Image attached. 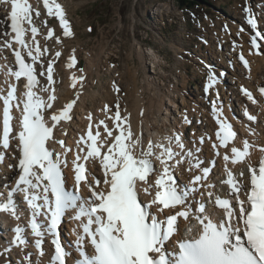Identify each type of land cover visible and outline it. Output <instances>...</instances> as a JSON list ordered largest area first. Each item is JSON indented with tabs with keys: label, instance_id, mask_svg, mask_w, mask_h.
I'll list each match as a JSON object with an SVG mask.
<instances>
[{
	"label": "snow or ice",
	"instance_id": "1",
	"mask_svg": "<svg viewBox=\"0 0 264 264\" xmlns=\"http://www.w3.org/2000/svg\"><path fill=\"white\" fill-rule=\"evenodd\" d=\"M0 4L10 5V31L0 33L5 37L0 39V49L11 50L15 58L14 65L0 66L4 73L2 83L7 85L6 92L0 88V164L11 156L18 169L14 181L3 185L8 192L0 200V212L20 220L21 202L30 211L28 224L12 229L14 237L0 256L13 246L23 252L29 245V235L35 238L34 247L43 255L47 235L54 248L50 264H70L68 257L73 252L78 253L74 264H264V156L258 165L247 163L248 177L243 169L237 172L228 166L245 163L256 145L246 138L241 146L233 143L237 132L221 115L217 101L211 102L218 124L215 139L200 138L201 143L209 141L213 150L214 159L207 164L199 158V149L194 152L187 148L179 132L166 137L167 143L149 140L145 144L140 135L133 133L129 116H121L117 102L110 117L115 121L114 128L105 120L93 125L92 116H88V130L80 135L71 161L69 182L65 169L73 148L65 140L57 139L54 130L59 134L61 122L72 119L77 100L53 109L57 99L54 88L42 89L50 93L46 99L38 95V76L46 75L51 84L55 63L49 60L46 69L39 74L36 71L37 62L43 68L42 57L48 51L37 40L39 28L33 13L39 17L40 12L29 0H0ZM43 6L48 16L58 19L64 37L74 36L65 9L57 0H43ZM244 10L246 23L254 33L250 37L251 48L255 54H261L264 31L253 10L247 5ZM29 33L31 44L27 40ZM46 35L53 38L54 30L49 28ZM55 40L61 43L60 37ZM14 44L19 47L14 48ZM237 47L240 45L234 43L233 50ZM61 54L57 51L55 57ZM2 59L6 61L7 57ZM238 59L245 68L249 66L243 51L238 53ZM77 63L73 49L67 67L71 69ZM84 79L83 75L73 73L71 86L82 85ZM21 80L24 82L18 92ZM218 82L217 74L209 70L206 93L215 89ZM114 90L119 93V86L114 85ZM258 91L264 96V86ZM241 92L253 104L257 103L247 87L241 86ZM13 109L19 112L18 116H13ZM49 109L53 110L48 112ZM105 111L110 109L106 106ZM243 116L248 121L257 120L247 108ZM184 121L191 123L187 115ZM101 126L106 135L102 136ZM116 130L118 134H114ZM13 140L15 151L10 153ZM56 144L63 150L57 151ZM259 151L264 153V145L259 146ZM216 158L224 162L226 178L219 183L228 186L227 195H221L209 179L216 168ZM97 164L99 177L93 167ZM184 164L185 171L197 172L181 186L176 169ZM4 195L0 192V196ZM181 220L186 222L183 231ZM66 222H75L71 231L76 239L70 244H63L60 239L61 225ZM31 256L24 255L21 264H33Z\"/></svg>",
	"mask_w": 264,
	"mask_h": 264
},
{
	"label": "bare ground",
	"instance_id": "2",
	"mask_svg": "<svg viewBox=\"0 0 264 264\" xmlns=\"http://www.w3.org/2000/svg\"><path fill=\"white\" fill-rule=\"evenodd\" d=\"M33 1L37 3L39 7L38 10L40 13L46 10L43 6L42 1L41 2L39 0H33ZM246 2L248 4L247 6L250 7L254 13H258L260 18H264V0H257L255 6L249 3V0H247ZM7 12L8 11L6 9V4H0V33L10 31L8 24L9 20L7 19L8 17ZM243 14L246 15L245 12ZM43 18L44 19L42 23L45 26L46 25L45 21H47L49 16L44 12ZM239 23L240 21L239 22L234 21L231 24V32L227 33L226 31V35L224 36V39L230 37L232 41H235L234 42L235 44L240 45V47L236 48L237 50H239L240 48H245L249 51L252 60L251 71L244 70L241 67H238L237 70H232L229 68V63L227 62L226 59H231L236 65H238V61L234 53L230 51V48L234 47V44H232L230 48L228 47L230 52L224 53V58L216 57L215 53H214L215 57L213 56L214 59L208 57V60H211L213 62L212 67L213 68L215 67L218 72L222 67L223 73L226 74L227 70H229V73L231 75L229 76L231 77L230 81L229 79H226L225 75H223V78L218 77L219 82L215 86L212 98H215L217 92L220 93L222 90L223 97L225 100L227 99V102H225V100L220 101L221 108H222V112L227 115L233 114L229 107L231 105H234V99H235L236 102H238V105L235 108L236 110L235 115L237 117L236 121L241 126L244 125L243 122L244 117H243V112L240 110L239 106H244V107L251 106L254 112L258 115L257 122H252V125L256 128V134L254 136H251L249 134V129H252L251 127H249L248 130L243 128L241 133L239 134L240 136L237 137L235 143H243L242 140L243 135L247 138H250L253 141H257L260 143L264 141V99H260L259 103L257 104H251L248 101L247 97H245L241 93L240 86L247 84L251 87H256L264 80V53L262 56H258L255 55L253 52H250L251 48L249 43L250 42L249 33L251 32V30L249 29V33L240 32L239 29H237ZM0 37L4 38L2 36ZM47 38H43L44 46L45 48L48 49V51H50L48 46L50 41L45 42V39ZM138 44L139 46L138 48H136L137 49L136 52L138 59L140 61V65L136 66L133 69L130 68L128 69L130 71V76H129L130 78L126 80L128 81L127 82L128 85L126 86L127 90L124 89L123 87L121 89L120 83L118 84L114 83L113 82L114 79L108 80L109 81L108 85L103 84L100 76H98L99 77L98 81H100V88L93 89L91 86L94 85L93 80L95 78V74L99 72V68L101 65V59L99 58V56L93 57L90 53H87L88 54L87 57H85L82 60L84 66L83 68L81 67L83 70L81 72L80 71L81 68L79 67L80 60L78 59H77L78 63L73 68L70 69L67 67L68 58L69 56L72 55L73 49L71 51L70 50L67 51L69 56H67L64 60V64L66 68L65 71L67 76L64 78L65 80H63V83H61V81L60 82L58 81V84L60 85L59 87L60 95L56 101V105L54 109H61L72 99H76L77 103L74 105L71 112L72 119L70 121H62L61 125L58 126V128L60 129L59 134L55 132L54 136H56L57 139L65 140L68 146L74 148V144L76 143L77 137L80 136L85 126H87V124L90 123V121L88 120L89 115L92 116L91 123H97L101 119H105V120H109L110 123L114 124L115 121L110 118L112 116L109 113L111 112L113 113L117 102L118 103L122 102L123 103L122 117L129 116L133 133L136 135H140L144 140L145 144L149 140L155 143H167L166 137L179 132L182 137V142L187 146V148L192 149L194 152L199 149L200 150L199 158L201 159V161L207 164L209 161L214 159L211 143L207 142L206 145L204 146L199 143L200 138L202 136H208L207 131L211 133L212 132L211 129L215 127V122L213 120L214 115L211 113L210 108L206 106L207 98L204 97L202 91L200 92L197 91L194 94L198 95L197 97L200 96V99L205 101L203 107H200L201 105L198 107L197 104H196L197 106L196 105L193 106L194 105L193 104L191 107L186 106L185 109L187 110L179 109V103H177L176 94H184V91H181L180 88L178 86H175L173 83L172 84L170 83L166 87L167 89L163 90V88H165L164 84H162L160 81L159 82L156 81L154 77H153L154 79L150 78V76H153L154 74L153 72H156V70H154L157 68V65L155 66L156 62L154 61L155 64L153 65V70L148 71L146 67L145 52L142 49L141 43L138 42ZM177 50H179V48ZM76 51L77 49H75V53ZM46 55L47 54L45 52L43 57L44 56L46 57ZM152 56L154 57L155 60H157V58L159 57L155 53H152ZM203 56L206 57V55ZM2 57H7L6 61L11 62L12 61L11 50L0 49V58ZM141 69H143L144 71L143 72L144 76L142 78L139 77ZM73 73L77 76L83 75L85 77L84 81L82 82V85L78 83L76 88H73L71 86L72 84L71 76ZM125 73L124 72L120 73L121 79H125ZM126 74L128 75V73ZM0 75H4L3 71H0ZM21 83H23V80H21ZM113 85L119 86L120 88L119 93H117L114 90ZM224 87H227L228 91L231 92V96H230L231 99H228L227 94L224 92ZM77 92H79L78 98H77ZM186 102H187L186 98L183 97L182 103L186 104ZM171 104L176 105L178 114H176L172 109L169 110ZM106 106L110 109V111H105ZM172 114H174L173 117ZM185 115H187L188 120H190L191 122L194 121L193 119L197 120V123L193 125L191 131H187V129L190 126V123H186L184 121ZM199 115L202 116V118H204V121L208 122L205 126H202L203 121L202 122L199 121L198 118ZM102 130L103 128L101 127L100 131L103 136L105 134L103 133ZM64 132H66L67 135H64ZM114 134H118V133L114 132ZM12 145L13 147L10 148L9 150L10 153L15 151V147H14L15 144ZM62 150L63 149H61V151ZM221 151H223V149H221ZM263 154L264 153H261L258 149H252V155L249 158H247V161L245 163H241L237 165L230 164L228 166L233 168V170L237 172L243 169L245 171V176L248 177L249 174L247 172V163H251L254 166L258 165V161L263 156ZM69 156L70 154H68V158ZM216 159H217L218 167L214 171V174L211 177L210 181L217 185L216 190L221 195H227L228 186L221 185L219 183L221 180L226 178V173L224 171V162L219 158ZM16 163H17L16 160L12 159L11 156H9L6 162L4 163V165L2 164L0 166V182L1 181L3 182L2 185H4L5 183H10V181L14 180V178L18 175V169L15 167ZM9 164L13 165L11 169L8 167ZM186 167L187 164H184L176 169V175L179 172L185 173L181 177V180H179L180 184L188 181L189 178L187 175L193 176L197 172V170L195 169H193L192 172L185 171L184 168ZM3 169L6 171L4 172ZM222 173L225 175L224 177H222ZM7 189L8 188L0 187V191H7ZM217 214L219 215V212H217ZM180 224H181V230L183 231V228L186 226V222L181 220ZM73 238H76L74 234H73ZM4 249H5L4 246L0 243V252H3ZM10 252H12L15 259L19 261H22V257L28 253L32 254L31 258L33 260H36L38 257L37 251L32 247L29 250V252H25V251L22 252L21 250L20 251L11 250ZM6 261H10L11 264H19L16 263V261H14L13 259L7 258V254L6 252H4L3 255L0 256V264H5Z\"/></svg>",
	"mask_w": 264,
	"mask_h": 264
},
{
	"label": "rangeland",
	"instance_id": "3",
	"mask_svg": "<svg viewBox=\"0 0 264 264\" xmlns=\"http://www.w3.org/2000/svg\"><path fill=\"white\" fill-rule=\"evenodd\" d=\"M246 1L203 0L194 6H184L180 5L179 0H65L74 36L60 37L61 43L55 41L52 45L66 52L59 64L60 81L63 83L67 76L64 64L65 58L69 56L67 51L77 49L75 55L80 60V68L84 66L82 60L87 57V53L101 59L99 72L95 74L94 85L91 86L93 89L100 88V76L103 84L108 85V80L114 79V83H120L121 89L127 90L126 80L130 78L128 69L140 65L136 52L140 42L145 52L147 70L152 71L155 62L157 65L154 69L156 72L150 78L164 84L163 90L173 83L184 91V94H176L179 109L193 104L203 107L205 101L194 93L202 85V77L208 70H204L198 61V54L201 52L203 56L202 51L213 52L212 56L215 57L218 43L229 47V41L232 40L230 37L224 39L226 30L223 24L241 21L245 6L248 5ZM249 3L253 4V0H249ZM44 12L47 14V10ZM44 12L40 13L42 22ZM201 36H206L209 42L214 43L202 46ZM152 53L159 56L157 60ZM123 72L128 73H125V79L120 78ZM143 72L141 69L140 78L144 76ZM183 97L187 100L186 104L182 103ZM170 109L178 114L176 105L171 104ZM207 123L203 121L202 126Z\"/></svg>",
	"mask_w": 264,
	"mask_h": 264
},
{
	"label": "trees",
	"instance_id": "4",
	"mask_svg": "<svg viewBox=\"0 0 264 264\" xmlns=\"http://www.w3.org/2000/svg\"><path fill=\"white\" fill-rule=\"evenodd\" d=\"M203 1V0H179L180 5L184 6H194L198 4V2Z\"/></svg>",
	"mask_w": 264,
	"mask_h": 264
}]
</instances>
